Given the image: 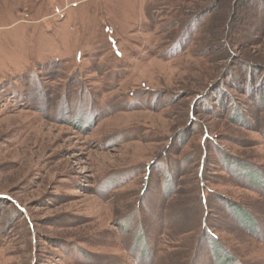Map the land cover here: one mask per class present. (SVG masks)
<instances>
[{"label": "rangeland", "instance_id": "rangeland-1", "mask_svg": "<svg viewBox=\"0 0 264 264\" xmlns=\"http://www.w3.org/2000/svg\"><path fill=\"white\" fill-rule=\"evenodd\" d=\"M0 264H264V0H0Z\"/></svg>", "mask_w": 264, "mask_h": 264}]
</instances>
